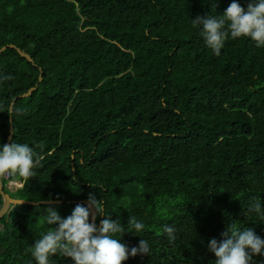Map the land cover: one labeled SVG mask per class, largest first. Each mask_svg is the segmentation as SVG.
Here are the masks:
<instances>
[{"label": "trees", "instance_id": "16d2710c", "mask_svg": "<svg viewBox=\"0 0 264 264\" xmlns=\"http://www.w3.org/2000/svg\"><path fill=\"white\" fill-rule=\"evenodd\" d=\"M231 2L0 0V50L34 61L0 55L11 77L0 86V144L13 127L12 142L40 157L33 177L13 178L24 184L16 192L3 176L4 192L62 202L51 205L62 217L94 194L112 219L134 216L146 227L121 243L145 239L152 251L124 264H212L208 242L232 220L264 237V222L245 215L250 197L264 203V47L229 37L217 56L190 20ZM48 206H12L0 220V264L32 261Z\"/></svg>", "mask_w": 264, "mask_h": 264}, {"label": "clouds", "instance_id": "9594fccd", "mask_svg": "<svg viewBox=\"0 0 264 264\" xmlns=\"http://www.w3.org/2000/svg\"><path fill=\"white\" fill-rule=\"evenodd\" d=\"M213 5L216 10V0ZM190 20L205 46L217 56L229 37H247L256 47H264V0H249L246 8L239 0H232L223 14L215 11ZM9 79L0 74V86ZM39 164L40 157L33 146L18 142L0 144V177L10 175L26 180L35 175ZM48 203L41 219L50 227L29 249L35 264H54L52 258L57 256L70 259L72 264H124L130 257L150 256L152 249L148 240L140 238L138 246L131 248L121 243L124 233H141L146 225L134 216L128 218L126 226L119 218L112 219L103 212V202L94 194L88 196L85 204H77L67 217H62L51 201ZM253 214L257 221L264 222L261 197H250L245 215ZM162 230L170 242L176 240L174 226L165 225ZM207 247L215 257L212 264H255L254 258L264 257V237L239 220L228 223L221 238L210 239Z\"/></svg>", "mask_w": 264, "mask_h": 264}, {"label": "water", "instance_id": "95a60500", "mask_svg": "<svg viewBox=\"0 0 264 264\" xmlns=\"http://www.w3.org/2000/svg\"><path fill=\"white\" fill-rule=\"evenodd\" d=\"M8 49H13V50H16L22 57H24L25 59H27L30 63H34L33 59L31 56H29L28 54L22 52L20 49H18L16 46L14 45H9V46H6L4 48H2L0 50V55L5 52L6 50ZM40 83L43 81V76L41 75L40 76ZM37 88H33L31 89L28 93H26L25 95H22L20 96L19 98H16L15 99V102L18 101L20 98H28L30 97L35 91H36ZM14 105L15 103L12 104L11 106V111H13V108H14ZM13 122L12 118H11V123ZM13 135H14V128L11 127V130H10V137L8 139V143L7 144H10L12 143L13 141ZM0 194L1 196L3 197V200H4V205H3V208L2 210L0 211V220L5 217L12 206H16V205H32V206H40V205H49V201H44V202H29V201H25V200H20V199H14L12 198L10 195L6 194L4 192V186L2 184V177H0ZM53 204H62V202H55V201H51V205ZM103 219V217H101Z\"/></svg>", "mask_w": 264, "mask_h": 264}, {"label": "rangeland", "instance_id": "374dc122", "mask_svg": "<svg viewBox=\"0 0 264 264\" xmlns=\"http://www.w3.org/2000/svg\"><path fill=\"white\" fill-rule=\"evenodd\" d=\"M12 182H13L12 185L11 184L8 185V187L12 192H16L18 189H20L23 186V184L18 181H12ZM38 211H43V210H38ZM2 228L3 227H0V229Z\"/></svg>", "mask_w": 264, "mask_h": 264}, {"label": "built area", "instance_id": "2783aa9c", "mask_svg": "<svg viewBox=\"0 0 264 264\" xmlns=\"http://www.w3.org/2000/svg\"><path fill=\"white\" fill-rule=\"evenodd\" d=\"M4 178L7 179V180L9 181V182H8V185H9V184L12 185V183H13L12 181H16V180H13L14 177H12V176H10V175H8V176H4ZM10 179H12V180H10ZM8 185H7V188H9ZM9 189H10V188H9Z\"/></svg>", "mask_w": 264, "mask_h": 264}]
</instances>
